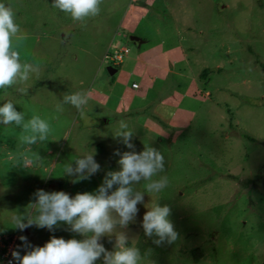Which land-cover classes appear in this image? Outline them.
<instances>
[{"label": "rangeland", "instance_id": "rangeland-1", "mask_svg": "<svg viewBox=\"0 0 264 264\" xmlns=\"http://www.w3.org/2000/svg\"><path fill=\"white\" fill-rule=\"evenodd\" d=\"M0 3L12 7L27 37L13 38L20 62L40 68L27 82L0 89V106L11 101L24 116L21 125L0 123V236L17 233L21 256L31 248L20 236L39 247L53 236L87 238L63 222L19 230L12 217L27 223L38 215L37 190L95 193L119 170L117 152L140 153L147 144L164 156L152 180L167 176L168 185L149 193L148 181L134 183L143 194L134 220L98 243L114 252L125 234L126 247L139 249L138 264L264 263V0H102L99 15L83 22L53 0ZM119 48L117 60L104 58ZM107 65L116 70L109 74ZM75 92L88 98L82 111L64 103ZM33 115L52 131L27 144L22 137L34 133L23 124ZM121 120L134 149L116 135ZM86 153L97 172L83 180L64 172ZM153 203L170 208L176 241L157 245L158 237L145 234L143 215ZM95 264H104L103 256Z\"/></svg>", "mask_w": 264, "mask_h": 264}, {"label": "clouds", "instance_id": "clouds-1", "mask_svg": "<svg viewBox=\"0 0 264 264\" xmlns=\"http://www.w3.org/2000/svg\"><path fill=\"white\" fill-rule=\"evenodd\" d=\"M102 0H53L52 7L70 14L74 21H85L86 18L99 15ZM15 13L10 6L0 3V89H7L19 82H27L30 73L39 75V65L32 63H21L20 52L13 47V38L17 42L25 40L27 37L21 32L20 26L15 22ZM19 91L26 94V88ZM64 103L71 104L77 110H83L88 98L82 92H75L64 96ZM57 111L63 108L57 104ZM24 120L22 113L17 112L11 101L0 106V123L9 125L15 122L21 125ZM24 130L31 131L33 135L22 137L27 144H34L37 140L36 133L41 141L47 139L52 131L47 120L39 115L23 124ZM117 137H122V142L129 149H134L130 143L133 133L128 124L121 120L116 132ZM120 155L118 161L119 170L110 171L104 178L103 184L95 193H78L74 198L64 191L45 192L37 190L35 196L38 198L36 207L38 215L28 219L24 223L19 215H14L12 221L14 227L24 230L35 225L38 228L47 227L53 230L61 222L70 226V230L87 238L78 240L52 237L43 247L31 246L27 238L20 236L25 249L31 248L21 256L19 250L12 252L13 260L17 264H95L103 256L104 264H138L140 252L138 248L126 247L127 236L123 233L117 236L116 251L109 252L99 239L111 234L119 224L126 227L132 222L138 212L137 204L143 201V194L134 191L132 185L139 183L142 179L148 181L145 190L149 193L159 192L167 187L168 178L163 177L159 181L152 178L159 171L164 170V156L153 147L145 144L144 151L137 153L125 151ZM30 164L31 160L26 159ZM92 153H86L82 158L76 160V167L65 165L64 172L75 174L77 180L88 179L91 174L99 169ZM77 182V181H73ZM115 189L113 190V188ZM112 213L118 216L116 219ZM170 208L160 207L153 203L150 210L143 215L142 227L147 236L155 235L159 239L154 243L157 245L167 241L172 243L177 240L178 234L174 230L172 222L168 219ZM91 233V236L88 234ZM9 264H12L10 261Z\"/></svg>", "mask_w": 264, "mask_h": 264}, {"label": "built area", "instance_id": "built-area-1", "mask_svg": "<svg viewBox=\"0 0 264 264\" xmlns=\"http://www.w3.org/2000/svg\"><path fill=\"white\" fill-rule=\"evenodd\" d=\"M121 49H113L104 54V58L108 62L115 61L119 58ZM135 86V84H133ZM18 234L12 233L8 235L0 236V264H9L11 261L12 264H15L13 260L12 252L17 250Z\"/></svg>", "mask_w": 264, "mask_h": 264}, {"label": "trees", "instance_id": "trees-1", "mask_svg": "<svg viewBox=\"0 0 264 264\" xmlns=\"http://www.w3.org/2000/svg\"><path fill=\"white\" fill-rule=\"evenodd\" d=\"M209 71V69H206L204 68L202 70V72L200 73L201 76H204L207 72ZM190 253L192 255V258L194 261H197L199 259V256H200V251H199V248L198 247H194L190 250ZM264 264V263H262Z\"/></svg>", "mask_w": 264, "mask_h": 264}, {"label": "water", "instance_id": "water-1", "mask_svg": "<svg viewBox=\"0 0 264 264\" xmlns=\"http://www.w3.org/2000/svg\"><path fill=\"white\" fill-rule=\"evenodd\" d=\"M139 41H140L139 39H135V40H134V43H135V44H138ZM106 70H107V72H108L109 74H111V73H113L116 69H115L114 67H112V66L107 65V66H106Z\"/></svg>", "mask_w": 264, "mask_h": 264}]
</instances>
